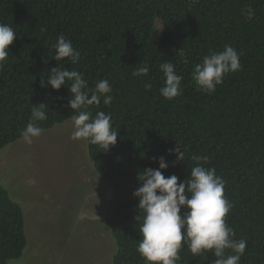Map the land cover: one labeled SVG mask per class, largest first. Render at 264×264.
<instances>
[{
    "label": "trees",
    "instance_id": "trees-1",
    "mask_svg": "<svg viewBox=\"0 0 264 264\" xmlns=\"http://www.w3.org/2000/svg\"><path fill=\"white\" fill-rule=\"evenodd\" d=\"M0 23L17 34L0 71V148L22 137L33 104H46L48 118L37 122L43 130L77 114L67 107L65 86L41 87L50 68L83 73L89 89L101 79L113 89L110 105L101 97L90 111L111 114L117 143L105 153L86 142L111 191L104 224L114 240L112 264H146L137 252L143 213L132 193L138 171L157 168L151 158L161 155L169 162L164 175L178 182L190 179L194 156L208 157L200 164L215 168L233 205L226 222L247 242L239 264H264V0H0ZM61 34L80 52L75 65L53 58ZM225 45L240 54L242 67L204 93L195 65ZM165 62L183 77L182 94L172 100L159 92ZM145 63L148 76H132ZM176 145L185 156L173 165L176 154L168 150ZM26 246L23 208L0 183V264L19 259ZM180 256L178 264L216 259L211 252L194 257L187 245Z\"/></svg>",
    "mask_w": 264,
    "mask_h": 264
},
{
    "label": "clouds",
    "instance_id": "clouds-1",
    "mask_svg": "<svg viewBox=\"0 0 264 264\" xmlns=\"http://www.w3.org/2000/svg\"><path fill=\"white\" fill-rule=\"evenodd\" d=\"M17 38L15 30L7 24L0 23V71L5 67L9 56V46ZM56 49L54 59H67L75 65L80 60V52L73 48L71 40L63 34L57 37L53 45ZM240 54L230 45H225L221 52H212L197 63L194 70V80L199 90L207 94L216 91L218 85L224 82V77L230 72L241 69ZM165 77L160 94L167 100H172L182 94L181 81L183 77L175 71L171 62L160 65ZM149 66L135 69L132 76H148ZM65 86L70 92L67 107L77 114L72 117L74 131L71 139L90 142L97 145L103 152H108L117 143L119 135L113 127L110 113L98 111L95 116L90 106L99 107L101 97L103 104L110 105L113 89L106 79L99 80L94 89H89L83 73L68 70L63 67H52L49 74L41 78V87L59 90ZM145 88L151 90L152 85L145 83ZM46 104H33L31 116L21 136L31 145L34 137L43 133V128L37 122L46 120ZM176 154L175 165L184 161L185 153L179 146L168 150ZM158 163L157 168L145 167L138 171V187L132 195L138 198L139 213H143L140 233L143 239L137 245V252L144 258L146 264H178L181 261L180 251L187 245L194 257H200L209 252L216 258L213 264H239L245 254L247 242L235 239V232L226 222V216L233 205L224 194L225 182L216 175L215 168H206L200 164L208 157H193L196 166L190 170V179L179 181L175 174L165 176L162 170L169 167L166 157L151 158ZM185 209V211H181ZM136 221L141 217L138 214ZM228 250L231 253L228 254Z\"/></svg>",
    "mask_w": 264,
    "mask_h": 264
},
{
    "label": "rangeland",
    "instance_id": "rangeland-1",
    "mask_svg": "<svg viewBox=\"0 0 264 264\" xmlns=\"http://www.w3.org/2000/svg\"><path fill=\"white\" fill-rule=\"evenodd\" d=\"M72 117L0 148V183L24 212L27 246L8 264H112L104 224L110 188L94 169L86 142L71 139Z\"/></svg>",
    "mask_w": 264,
    "mask_h": 264
}]
</instances>
